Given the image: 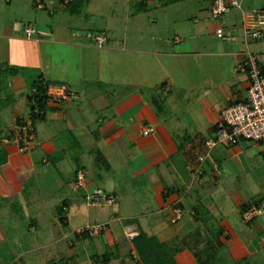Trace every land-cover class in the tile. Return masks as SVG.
<instances>
[{"label":"crops","instance_id":"1","mask_svg":"<svg viewBox=\"0 0 264 264\" xmlns=\"http://www.w3.org/2000/svg\"><path fill=\"white\" fill-rule=\"evenodd\" d=\"M81 1L45 0L39 9L8 0L24 17L0 18V193L11 201L5 184L14 186L25 202L19 216L0 214V264H28L20 255L30 249L41 250V264H143L127 227L167 243L177 264H264V212L242 216L264 198V142L206 144L222 109L246 96L242 53H256L264 72V0H240L218 19L214 0L192 12L188 0ZM20 18L33 37L17 33ZM40 76L77 97L53 102L22 152L5 139L31 115L27 96ZM78 170L86 182L76 187ZM99 188L113 203L86 202ZM103 222V235L73 233ZM12 225L24 226L19 239Z\"/></svg>","mask_w":264,"mask_h":264},{"label":"built area","instance_id":"2","mask_svg":"<svg viewBox=\"0 0 264 264\" xmlns=\"http://www.w3.org/2000/svg\"><path fill=\"white\" fill-rule=\"evenodd\" d=\"M39 9H45L47 3L45 0H34ZM74 0H60L64 6L71 5ZM240 0H214L211 7V16L218 19L225 12L233 7H239ZM36 32L33 24H27L24 28L25 37L31 38ZM224 28L218 26L216 35L224 36ZM262 31L247 30L246 34L254 38H259ZM96 44L103 46L107 42L104 33L99 32L95 35ZM237 70L248 77V86L246 96L242 100L232 102L221 111L220 118L215 124L213 133L207 138L206 144L209 149L217 146H231L239 144L241 141H262L264 142V73L259 63L257 54L252 51H244L237 64ZM32 92L36 88L31 89ZM30 91V92H31ZM47 94L52 98L50 105L55 101L67 100L77 97V93L65 84L49 85ZM37 113V110H35ZM35 119L32 115L19 119L13 126L14 138H7L5 141H14L19 150L24 152L32 149L33 140L36 137ZM150 128L145 129L144 134H149ZM200 161L205 160V156L199 157ZM86 174L84 170H78L76 176V187L84 185ZM115 200L114 196L105 194L102 189H96L86 196V202L90 205L111 204ZM66 210V207L63 208ZM264 212V198L257 204L245 209L242 216L245 220H252L255 216ZM184 212L182 209H176L172 222H178L182 219ZM110 230V223L103 222L98 224H84L73 230L76 234H88L91 237L103 235ZM139 234L135 228L127 227L125 235L129 240H133Z\"/></svg>","mask_w":264,"mask_h":264},{"label":"trees","instance_id":"3","mask_svg":"<svg viewBox=\"0 0 264 264\" xmlns=\"http://www.w3.org/2000/svg\"><path fill=\"white\" fill-rule=\"evenodd\" d=\"M74 1L72 4H74ZM1 71H5V70H2L0 68V72ZM16 71H17L16 68H11V67L9 68L10 73H14ZM48 84L49 81L45 80L43 76H40L30 86V91L32 88L34 87L36 88L35 92L29 91L27 96L28 103L31 108L30 113L35 120L43 118L44 114L49 109H54V107L50 105L52 98L47 94ZM35 110H37V113H35ZM2 152L3 150L0 149V154H2ZM62 219L63 221H65L66 217L62 216ZM80 235L89 236L88 234H80ZM133 243L143 264H177L171 247L167 243L161 242L156 236H147L145 234H139L137 237L134 238ZM51 264H56V263L53 262Z\"/></svg>","mask_w":264,"mask_h":264},{"label":"rangeland","instance_id":"4","mask_svg":"<svg viewBox=\"0 0 264 264\" xmlns=\"http://www.w3.org/2000/svg\"><path fill=\"white\" fill-rule=\"evenodd\" d=\"M8 0H0V18H3V17H8V18H11L12 16H16V17H24L23 16V14H20L21 12H22V10H19V11H16V9L15 8H13L12 7V5H8V2H7ZM101 1H103V0H91V2L90 3H98V4H100L101 3ZM206 0H188V8H190V11L189 12H192L193 10H196L198 7H200L201 5H203V3L205 2ZM80 2H82L81 0H75V2L74 3H80ZM11 4H13V2H11ZM30 11V10H29ZM32 13H34V12H32ZM45 14V13H44ZM91 15V14H90ZM29 17V16H28ZM25 19H27V18H25ZM21 20H23V18H20L19 19V21L17 22V24H16V27H17V30H18V32L17 33H21L20 34V36L22 35V36H25L24 35V32L20 29V25H21ZM1 21V20H0ZM20 24V25H19ZM23 32V33H22ZM105 33V32H104ZM132 33H133V31H130L129 32V35H132ZM172 34L174 35V33L172 32ZM95 35H96V33H95ZM1 40V39H0ZM3 42V41H2ZM0 43H1V41H0ZM0 62H2V60H0ZM128 66V65H127ZM7 73L5 72V75H6ZM54 84H56V85H58V84H60V83H53V82H50L49 81V84H48V86L49 85H54ZM0 86H5V82L3 83V81L0 83ZM30 90V89H29ZM29 104V103H28ZM25 109H31L30 107H27V108H25ZM29 117V116H28ZM27 178V177H26ZM26 180H28V179H26ZM5 186L7 187V188H11V189H9V190H6V192H8V191H13V192H10V194H12V196H11V201H8L7 200V198H5L4 196H2L1 195V193H0V210H1V213L0 214H3V212L5 213H7V214H9V212H11V215H12V217H16L18 214H17V210H20V213L19 214H22V212L25 210V202H23V201H21V200H19V196H18V194H17V192H16V190L15 189H13L14 188V186L12 187V186H9L8 184H5ZM2 193H4V192H2ZM51 194V193H50ZM17 195V196H16ZM36 195V194H35ZM32 195H29V199H30V197H31ZM37 196V195H36ZM6 201V202H5ZM29 202V201H28ZM28 202H27V204H28ZM38 202V201H37ZM38 204H39V202H38ZM102 205H104V204H102ZM106 205V204H105ZM95 208H96V212H98V211H103V210H106V209H108V207L107 206H95ZM19 216V215H18ZM12 217H10L9 219H10V221H18V218H16V219H12ZM42 219H44V218H42ZM44 221V220H43ZM20 225H12V230L13 231H17V232H15V233H13V236L14 237H16L17 239H19V237H20V231L22 230V228H24V226H22V228L21 227H19ZM21 228V229H20ZM21 250H24V249H21ZM1 252H3V253H5L4 252V249H1L0 250ZM5 251H7V255H11V257L12 256H15V253H17V252H20V250L18 249V250H5ZM25 251V250H24ZM29 253L26 255V252L25 253H22L21 255H20V257H22V262H23V260L26 262V263H28V264H41L42 263V258H43V256H42V252H41V250H33V249H30L29 251H28ZM24 254H25V258H24ZM6 257V254H4L3 256H2V258L4 259ZM14 264H20L19 262H17V263H14Z\"/></svg>","mask_w":264,"mask_h":264}]
</instances>
